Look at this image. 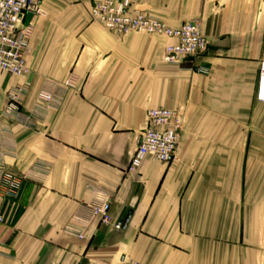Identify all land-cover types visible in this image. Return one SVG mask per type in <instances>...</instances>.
Returning <instances> with one entry per match:
<instances>
[{"label": "crops", "instance_id": "0c3cea01", "mask_svg": "<svg viewBox=\"0 0 264 264\" xmlns=\"http://www.w3.org/2000/svg\"><path fill=\"white\" fill-rule=\"evenodd\" d=\"M76 1L43 0L27 75H0V172L26 177L15 206L0 198V264H264V0H126L171 28L199 23L207 50L180 67L162 62L173 40L117 35ZM70 76L26 122L43 81ZM23 86L24 116L3 118ZM151 109L182 116L174 159L126 173ZM96 193L112 224L130 212L125 228L91 216Z\"/></svg>", "mask_w": 264, "mask_h": 264}, {"label": "built area", "instance_id": "2783aa9c", "mask_svg": "<svg viewBox=\"0 0 264 264\" xmlns=\"http://www.w3.org/2000/svg\"><path fill=\"white\" fill-rule=\"evenodd\" d=\"M42 1L0 0V75L16 78H24L27 75L26 59L30 54L33 20L45 16ZM28 16H31V19L26 22ZM90 16L94 22L120 36L140 33L173 40V44L165 47L162 56V62L169 66L180 67L182 62L205 53L208 47V40L202 35L199 23L187 22L171 28L148 13L133 8L126 0H95L90 9ZM195 71L206 73L202 68ZM73 82L72 76L62 83L44 80L36 92L35 110L26 116L22 115L20 104L25 93L24 86L12 88L6 93V106L1 116L13 120L24 116L28 122L35 115L56 108ZM255 100L264 104V61L259 64ZM181 130L182 116L179 112L167 109L149 110L146 115V127L136 137V146L126 173L136 172L146 159L163 164L171 162ZM35 177L38 178V174ZM25 179V176L7 171L0 172V198L3 202L15 206ZM110 205V196L96 193V197L85 207L101 224L111 225ZM112 226L120 230L122 224L115 223ZM67 231L74 234L70 228ZM75 235L82 238L79 233ZM123 264L138 263L124 261Z\"/></svg>", "mask_w": 264, "mask_h": 264}, {"label": "water", "instance_id": "95a60500", "mask_svg": "<svg viewBox=\"0 0 264 264\" xmlns=\"http://www.w3.org/2000/svg\"><path fill=\"white\" fill-rule=\"evenodd\" d=\"M30 19H31V16H28L26 22H29ZM129 218H130V212L125 217V219H124V221L122 223V226H121L122 228H125V226L127 225L128 221H129Z\"/></svg>", "mask_w": 264, "mask_h": 264}, {"label": "rangeland", "instance_id": "374dc122", "mask_svg": "<svg viewBox=\"0 0 264 264\" xmlns=\"http://www.w3.org/2000/svg\"><path fill=\"white\" fill-rule=\"evenodd\" d=\"M55 1H59V0H55ZM67 3H69L72 6V5L77 4V1L76 0H67Z\"/></svg>", "mask_w": 264, "mask_h": 264}]
</instances>
